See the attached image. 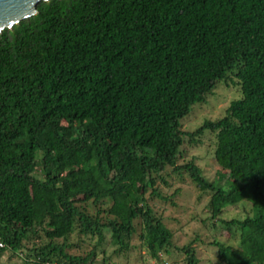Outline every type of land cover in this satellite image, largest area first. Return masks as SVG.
Instances as JSON below:
<instances>
[{
	"label": "trees",
	"instance_id": "obj_1",
	"mask_svg": "<svg viewBox=\"0 0 264 264\" xmlns=\"http://www.w3.org/2000/svg\"><path fill=\"white\" fill-rule=\"evenodd\" d=\"M229 81L243 96L226 114L183 129ZM208 132L224 184L180 163ZM170 169L209 193L201 220L235 242L215 237L219 262L264 264V0H50L0 33V257L119 264L108 230L114 254L138 234L159 263L176 249L199 264L198 238L176 245L150 202L176 205L159 187Z\"/></svg>",
	"mask_w": 264,
	"mask_h": 264
},
{
	"label": "rangeland",
	"instance_id": "obj_2",
	"mask_svg": "<svg viewBox=\"0 0 264 264\" xmlns=\"http://www.w3.org/2000/svg\"><path fill=\"white\" fill-rule=\"evenodd\" d=\"M242 96L240 85L234 84L232 81H229L228 84L221 83L206 103L196 105L194 107L195 110L184 118L183 129L194 131L204 124L206 120H216L223 117L231 103ZM213 137L214 134L208 132L198 144L186 142L183 147L184 157L181 158L180 163L184 164L194 160L210 181L224 184L230 177V173L222 170L216 161ZM169 172L171 174L166 177L168 185L161 182L159 187L162 194L171 197L176 205L174 206L171 200L160 198L150 201L151 204L157 214L162 216L165 223L173 229L176 245L183 247L198 238L193 246L200 259L199 264H221L217 258L218 248L211 242L217 236V238L228 243L235 242L229 238L227 229L222 226L219 227V230L210 228V224H205L201 220L202 217L207 216L206 204L209 200V193H203L192 181L189 174L185 173L184 176H179L172 173L171 169ZM201 195L202 197L199 199ZM247 208L246 204L241 203L238 206L231 207V211L244 216ZM228 213L230 214V210ZM106 235L107 238L102 248L106 250V255L111 257V262L119 264H162L150 257L145 245L139 240L138 234L133 240L134 247L119 255L114 254L117 246L111 242V232L106 230ZM71 241L78 242V236L73 235ZM95 241L94 239L93 242ZM90 242L83 244L82 249L92 248V243ZM29 246L32 247V244H29ZM79 251L72 250L75 253ZM28 253L27 250L19 253L7 250L0 257V262L3 264H27L26 256H28ZM103 257V254L99 255L100 262ZM186 257L187 254L185 252L176 249L173 250L171 256L164 253L161 255L164 264H186Z\"/></svg>",
	"mask_w": 264,
	"mask_h": 264
},
{
	"label": "water",
	"instance_id": "obj_3",
	"mask_svg": "<svg viewBox=\"0 0 264 264\" xmlns=\"http://www.w3.org/2000/svg\"><path fill=\"white\" fill-rule=\"evenodd\" d=\"M50 0H0V33L38 13V5Z\"/></svg>",
	"mask_w": 264,
	"mask_h": 264
}]
</instances>
